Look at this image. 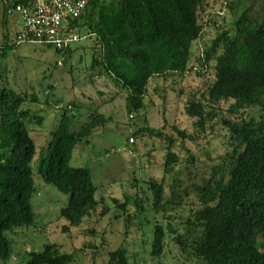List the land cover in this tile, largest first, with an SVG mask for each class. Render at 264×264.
I'll list each match as a JSON object with an SVG mask.
<instances>
[{
  "label": "trees",
  "instance_id": "1",
  "mask_svg": "<svg viewBox=\"0 0 264 264\" xmlns=\"http://www.w3.org/2000/svg\"><path fill=\"white\" fill-rule=\"evenodd\" d=\"M23 1L3 0L5 22L9 9ZM222 2L221 12L213 16L209 0H91L78 21L92 52L90 82L114 79L125 92L129 116L145 122L130 136L131 143L144 136L165 143L164 173L169 181L148 179L150 196L138 195L134 203L140 209L148 201L167 221L154 227L150 251L154 259L165 255L171 241L185 257L182 264H264V0ZM204 14L209 17L205 19ZM211 25L214 37L195 54L194 46L209 35ZM9 35L7 30L0 56L6 57L17 46L10 43ZM212 63L214 76L209 77ZM192 72L206 80L199 88L180 90L195 132L173 126L174 137L165 128L148 124L154 105L151 82L172 80L175 88ZM160 91L166 101L167 87ZM229 101L226 114L221 104ZM27 103L40 104L41 99L36 92L8 87L0 74V261L4 262L13 252L10 234L36 223L33 162L37 144L31 132L44 124L45 117L26 108ZM76 106L69 102L63 108L38 162L41 179L69 195L61 210L68 222L63 231L81 226L93 214L103 219L109 211L101 206L105 198L97 197L92 171L74 167L71 161L75 147L110 117L100 105L86 107L92 109L87 111L88 120L73 129L80 113ZM250 108L261 113L248 114ZM217 124L226 131V149L215 163L201 166L195 155L183 160L174 151L178 139L197 141ZM113 200L131 224L130 200ZM178 220L179 226L174 224ZM89 232L95 234V229ZM88 247L99 249L92 243L68 253L57 244H46L41 251L28 252L26 264H70L77 252ZM106 264H132L129 249L121 244L108 252Z\"/></svg>",
  "mask_w": 264,
  "mask_h": 264
},
{
  "label": "rangeland",
  "instance_id": "2",
  "mask_svg": "<svg viewBox=\"0 0 264 264\" xmlns=\"http://www.w3.org/2000/svg\"><path fill=\"white\" fill-rule=\"evenodd\" d=\"M209 3V11L213 12V16L221 12L222 0H209ZM1 10L0 2V48L4 41ZM204 17L206 19L209 15L204 14ZM230 17V14H227L225 20L229 21ZM207 28L209 35L194 46L195 54L198 53L200 45L205 46L216 33L214 26ZM82 33L85 34L83 31ZM10 38L12 40V35ZM91 61L90 43L86 39L73 44L70 51L62 54L41 43L24 42L11 49L6 57L0 56V74L4 83L17 92H36L42 104L27 103L25 107L45 117L44 124L36 126L31 132L37 144V154L33 162L37 188L33 196L36 223L31 227H18L10 234L13 252L7 261H0V264H26L28 252L41 251L46 244H57L62 252L69 253L92 243L99 249L88 247L80 250L75 261L70 264H91L95 260L106 264L108 252L121 244L129 249L132 264L184 263L185 257L171 241L163 257L154 259L151 256L154 227L157 223L166 225L167 221L164 220L163 213L155 212L148 201L140 209L134 205L138 195L150 196L146 182L148 179L161 181L165 178L169 181V175L164 173L165 143L146 136L138 137L136 143L130 142V136L145 122L142 117L129 116L125 92L114 79L104 77L97 84L90 82ZM214 65L215 63H212L209 77L214 76ZM205 81L204 77L198 76L196 72L188 74L175 88L172 80H153L150 92L154 105L150 107L148 124L165 128L167 135L174 137L177 134L172 130L173 126L194 133V120L186 115V96L180 93V90L188 92L190 89L201 87ZM164 87H167L166 101L159 96V93H163L160 89ZM100 89L107 91L106 97L114 96L111 105H106L109 103L106 101L105 107L100 108L103 112L111 114L113 122H108L104 128L96 130L88 140L76 146L71 165L86 167L92 171L93 181L98 187L97 197L105 198V203L101 206H107L109 211L103 219L93 214L92 218H86L81 226L63 231L68 222L61 216V210L67 206L69 195L41 179L38 174V162L42 157L43 147L61 120L63 108L76 97L84 95L81 100L85 101V107L81 105L75 108L80 114L72 128H78L88 120L87 111L92 110L86 107L95 108L101 101L98 93ZM231 103L232 101L222 102L224 113L227 114ZM247 113L260 114L261 111L258 108H250ZM225 134L226 131L217 124L214 130L209 129L206 135L197 141L187 140L182 143L178 139L173 149L183 160L193 154L198 158V165L199 161L201 166L211 165L225 152ZM113 198L120 201L130 200L128 212L134 214L131 224L125 221L127 213L117 208ZM101 211L100 209L99 212ZM174 224L179 226V220ZM90 229H95V234L89 232Z\"/></svg>",
  "mask_w": 264,
  "mask_h": 264
},
{
  "label": "built area",
  "instance_id": "3",
  "mask_svg": "<svg viewBox=\"0 0 264 264\" xmlns=\"http://www.w3.org/2000/svg\"><path fill=\"white\" fill-rule=\"evenodd\" d=\"M91 0H24L9 9L23 21L12 36L13 44L41 43L55 50L69 49L88 37L78 26ZM130 138V142H133Z\"/></svg>",
  "mask_w": 264,
  "mask_h": 264
},
{
  "label": "crops",
  "instance_id": "4",
  "mask_svg": "<svg viewBox=\"0 0 264 264\" xmlns=\"http://www.w3.org/2000/svg\"><path fill=\"white\" fill-rule=\"evenodd\" d=\"M0 2H1V7H2V10H1V21H2V28H3V36L5 35V32L8 30V32H9V36L11 37V35L13 36V34L16 32V31H18L19 29H21L22 28V26H23V21H22V19H21V16L18 14V13H12V14H8V16H7V18H6V22L4 21V3H3V0H0ZM7 29V30H6ZM10 43H12V40H11V38H10ZM102 78H104V77H101V78H99L98 79V82L97 83H99V81L102 79ZM107 91H105L104 89H100V90H98V93L100 94V96H101V101L100 102H98V105H100L101 106V109H103L104 107H105V102L106 101H109V103L108 104H106V105H111L113 102H114V99L112 98V97H114V96H110V97H106L105 96V93H106ZM84 95H82V97H83ZM82 97H76V99H74L73 101H71L70 103H76L77 104V106H83V107H85V101L84 100H81V98ZM112 98V99H111ZM41 99V98H40ZM111 99V100H110ZM111 102V103H110ZM40 104H42V100H41V103ZM102 112H103V110H101ZM103 113H105L107 116H109L110 117V119H109V121L108 122H111L112 121V116H111V114H109V112H103ZM80 114V113H79ZM108 122H106V124L108 123ZM113 122V121H112ZM105 124V125H106ZM104 125V126H105ZM104 126H100V127H97L96 129H95V131L96 130H98V129H100V128H104ZM94 131V132H95ZM136 142V141H135ZM134 142V143H135ZM76 148V147H75ZM75 150V149H74Z\"/></svg>",
  "mask_w": 264,
  "mask_h": 264
}]
</instances>
